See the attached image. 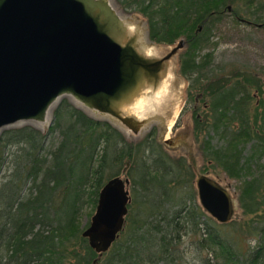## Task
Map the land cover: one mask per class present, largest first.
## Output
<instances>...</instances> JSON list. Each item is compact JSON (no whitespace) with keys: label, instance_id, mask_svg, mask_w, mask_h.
I'll return each instance as SVG.
<instances>
[{"label":"trees","instance_id":"16d2710c","mask_svg":"<svg viewBox=\"0 0 264 264\" xmlns=\"http://www.w3.org/2000/svg\"><path fill=\"white\" fill-rule=\"evenodd\" d=\"M117 1L145 18L152 42L185 39L178 72L188 89L199 91L193 98L188 92L190 98L208 107L203 118H194V135H205V160L241 180L238 201L248 218L234 222L253 242L243 245L194 201L184 159L169 157L153 133L128 140L110 122L63 99L47 131L61 136L54 148L44 150L47 133L30 124L0 133V172L6 168L0 175V264H93L98 254L82 237L78 215L84 200L96 208L106 176L121 175L130 176L135 195L123 230L96 264H189L188 246L199 259L204 250L217 254L220 264H264V169L243 178L253 149L264 154V123L252 106L264 88L255 73L214 66L210 52L199 55L229 5L234 19L241 18V3L248 18L264 26V0ZM210 132L221 142L211 144ZM249 142L251 157L243 154Z\"/></svg>","mask_w":264,"mask_h":264},{"label":"water","instance_id":"95a60500","mask_svg":"<svg viewBox=\"0 0 264 264\" xmlns=\"http://www.w3.org/2000/svg\"><path fill=\"white\" fill-rule=\"evenodd\" d=\"M148 43V32L124 19L110 0H0V132L45 122L67 97L138 135L157 119L140 113L161 98L168 62L186 46L180 38L155 56ZM128 184L127 177L109 179L82 230L98 258L123 230ZM195 186L211 218L231 220L235 201L225 188L205 174Z\"/></svg>","mask_w":264,"mask_h":264},{"label":"rangeland","instance_id":"374dc122","mask_svg":"<svg viewBox=\"0 0 264 264\" xmlns=\"http://www.w3.org/2000/svg\"><path fill=\"white\" fill-rule=\"evenodd\" d=\"M110 2L124 19H126L130 23L136 24L139 27H141L144 33L147 31L146 20L141 14L131 11L129 9L126 10L122 8L117 0H110ZM239 5L241 10L237 6V2L236 5H234V7L237 6L238 10H240L241 18L245 20L250 19L248 18L250 16H248L245 13V11H242L244 9L242 8L241 3H239ZM262 13L264 20V11ZM251 20L252 19L248 21ZM210 34H211L210 41L208 45L199 53V55L210 52L212 53L214 66L224 65L230 70L242 69L255 73L260 78V83L264 88V26L258 27L251 23L249 24L245 21L242 22L240 20L234 19L231 16V14L226 11L223 14L221 22L213 26ZM147 45L149 51H151L152 54H154L155 56H163L165 53H167V51L172 47L173 44L171 45L159 44L152 42L149 39V43ZM183 51L184 48L169 60L167 75L165 78L166 80V85L164 88L165 90L161 98L158 99L157 103L155 102L156 103L155 105H152V107H150L149 105L147 108L145 107L143 108L142 112L140 113L141 115L140 118H146V117L158 115L157 119L152 122L154 126L153 135L156 139V142L160 144V147H162L163 151L169 157L176 159L178 158L184 159L185 161L184 169L187 168L189 172H191L192 174L191 187L194 189L196 194L194 201L199 206L200 204L195 186V181L199 175L202 174L207 175L230 193V195L235 201V207L231 220H229L226 223L228 225L227 226L228 231L233 236H238V238H240L243 245H246L247 243H252L253 241L249 238L250 236L238 231L237 225L235 223L239 219L243 221L244 219L248 218L243 214L242 208L240 207L238 201L239 185L241 180L229 178L224 171H222L219 168H216L215 166H213L211 162L205 160L201 150L203 145L201 144V139L202 138L206 139L205 135L204 133L199 136L194 135V130H193L194 118L197 116V114H200L199 118H203V115L206 110L203 109L204 100L197 97L196 99L194 98L193 101L190 98L188 92H191L190 94H192V98H193L195 94H199V91H196L193 88L188 89L189 81L187 80L186 77L180 75V73L178 72L179 59ZM261 98L263 99L262 101ZM63 99H67V101L74 106L77 105L74 103L73 100H70L67 97H63L55 104V106L51 110L50 119H49L50 121L44 128H40V126L30 124L40 129L42 132L47 133L44 143L45 145L44 150L48 151L54 148L61 139L59 133L55 132L50 134L47 131L54 120L53 111L61 103V100ZM252 102H253L252 106H255L256 104V106L258 107L257 122L263 124L264 123V90L261 91L259 90V92H257L256 94V98ZM81 110H83L88 116L94 119L105 120L110 122L111 125H113L115 128H117L120 132L124 134L126 139L132 140L134 142H137L140 139H142L151 130L149 128L150 126H145L138 135H134L131 132H129L125 127L121 126L120 124L114 121L106 120L101 116H99L98 114L91 113L88 110L82 108ZM171 121H172L171 128L168 129L169 122ZM25 124H29V123H18L13 126L7 127L5 129L12 127H19ZM209 135L210 136L208 138L211 144H216L221 142L220 140H218L217 135H215L213 132H210ZM167 140L169 142H166ZM252 143L254 144V142ZM253 144L249 142L245 146L246 148L243 152L245 156L251 157L253 155V152L251 151L252 149L250 148V146ZM253 151H254V156L251 157V161L247 163L244 172L246 174H244L243 177L244 179H250L252 176L259 173L258 171L261 168L264 169V154L261 153L259 147H255ZM127 167L128 165L126 164L125 168L127 169ZM5 169L6 168H4V170L0 172V175L5 173ZM107 173L108 176L112 174L111 172H107ZM106 178L107 176L105 177V181H108L109 179ZM111 178L112 177H110V179ZM127 178L129 180L128 190H129V196L131 202L135 193L132 192V182L130 176L127 175ZM94 212H95V205L93 206L92 204L84 200L82 209L80 211V214L78 215V220H77L78 226L81 229V231L84 230L89 225L91 217L94 214ZM183 241H184L183 246L187 248V242L189 243V239L185 237L183 238ZM200 258L201 259H199L196 250L195 249L192 250L188 246L187 261L189 264H205V260L209 261L211 264H220L221 261L217 254L211 253L210 251L207 250L201 252Z\"/></svg>","mask_w":264,"mask_h":264},{"label":"flooded vegetation","instance_id":"af4514ba","mask_svg":"<svg viewBox=\"0 0 264 264\" xmlns=\"http://www.w3.org/2000/svg\"><path fill=\"white\" fill-rule=\"evenodd\" d=\"M230 8H231V7H230ZM230 11H231V9L229 10V9L227 8V12H230ZM239 20L242 21V22L245 21V22H247V23H249V24L251 23V24H253V25H255V26H258L259 24H262V23H253V22H251V21H248V20H245V19H242V18H239ZM262 26H263V25H262ZM262 26H261V27H262ZM258 27H259V26H258ZM207 108H208L207 105L204 104V105H203V109H204V110H207ZM199 116H200V114H197V117H199ZM149 128L151 129L149 133H154V132H153V131H154V126H153V124H151ZM115 177H116V176H115ZM119 177L124 178V176H119ZM128 191H129V190H128ZM99 193H100V191H99ZM98 198H99V195H98ZM97 202H98V200H97ZM104 253H105V252H104ZM102 254H103V253H102ZM101 256H102V255H101ZM101 256H100V258H101ZM97 258H98V257H97ZM98 259H99V258H98Z\"/></svg>","mask_w":264,"mask_h":264},{"label":"bare ground","instance_id":"6f19581e","mask_svg":"<svg viewBox=\"0 0 264 264\" xmlns=\"http://www.w3.org/2000/svg\"><path fill=\"white\" fill-rule=\"evenodd\" d=\"M120 15H121V14H120ZM169 95H170V94H169ZM169 95H168V97H169ZM173 96H174V95H173ZM166 99H167V98H166ZM166 99H165V100H166ZM166 101H167V100H166ZM166 101H165V102H166ZM74 103L77 104V105H79V103H77V102H75V101H74ZM175 108H176V107H175ZM162 110H163V109H162ZM50 111H51V110H50ZM166 112H167V111H166ZM176 112H177V111H176ZM178 113H179V112H178ZM175 114H176V113H175ZM173 116H174V115H173ZM173 116H172V117H173ZM49 119H50V114L48 115V118H47V120H46L45 122H43V123H39V124H36V125H37V126H40V128H44V127L48 124V122L50 121ZM174 119H175V118H174ZM171 120H172V119H171ZM167 121H168V120H167ZM173 121H174V120H173ZM173 123H174V122H173ZM171 125H172V121L169 122L168 129L171 128Z\"/></svg>","mask_w":264,"mask_h":264}]
</instances>
